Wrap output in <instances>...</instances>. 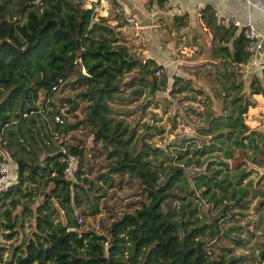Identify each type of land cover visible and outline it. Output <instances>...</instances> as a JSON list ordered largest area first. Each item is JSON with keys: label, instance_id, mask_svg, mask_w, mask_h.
<instances>
[{"label": "trees", "instance_id": "obj_1", "mask_svg": "<svg viewBox=\"0 0 264 264\" xmlns=\"http://www.w3.org/2000/svg\"><path fill=\"white\" fill-rule=\"evenodd\" d=\"M186 16L172 14L167 26L176 30ZM200 16L213 32L209 56L218 63L207 75L219 109L207 97L196 136L163 147L112 115L120 113L112 102L152 96L167 83L163 70L154 75L161 68L154 59H139L125 45L124 17L110 20L83 0H0V163L6 154L15 166V178L0 189L7 240L0 264H264V240L252 233L264 229V129L244 120L252 95L264 103V62L245 91L241 30L217 22L208 4ZM64 87L85 101L74 122L63 121L50 99ZM168 87L205 95L179 76ZM78 125L91 133V146L58 138ZM100 154L90 175L85 156ZM123 185L137 198L116 213L104 205L105 191ZM99 199L109 221L100 230L82 227L78 215L100 213ZM23 217L29 228L18 237Z\"/></svg>", "mask_w": 264, "mask_h": 264}, {"label": "rangeland", "instance_id": "obj_2", "mask_svg": "<svg viewBox=\"0 0 264 264\" xmlns=\"http://www.w3.org/2000/svg\"><path fill=\"white\" fill-rule=\"evenodd\" d=\"M144 4L146 11H153V14H149L150 21H152L149 29L144 30L143 27H134L131 25V21L126 20V24L120 28V34L125 37V45L136 57L139 59L152 58L157 65L161 66L160 69L154 71V75L158 77L161 71H164L167 78L166 88L155 90L152 96L147 92H143L140 95L133 96L134 98L128 103L112 102L113 107L118 108L120 112H113L112 115L116 118L122 117L134 128L137 135L150 132L151 134L145 139L164 147L166 144L179 143L187 137L196 136V127L204 124L202 114L204 104L208 103L207 97L211 98L212 109L214 111L219 109V103L211 90L214 84L207 75L208 71L212 74L215 73L213 67L218 62L209 56L210 45L213 44V32L203 19L199 20V16L194 20L189 19L184 27L175 30L173 27L167 26L168 17L171 14L168 6L156 3L155 6L159 7L157 9L147 0H144ZM97 12L104 16L116 17L117 21L123 17L118 8L115 12L107 10L105 14L104 10L101 11V8ZM134 70L133 68V70L126 73L124 79H128L130 73ZM259 70L260 66L257 68L256 73ZM172 76L188 78L194 87H201L206 96L194 91L170 94L168 86L172 81ZM241 76L244 80L243 89L247 91V81L250 75L243 73ZM69 78H72V76ZM126 91L129 92L130 88ZM73 93L74 90L68 87L57 88L50 97L58 106L63 121L66 122H74L76 119H80L84 112L85 101L75 98ZM59 97H73L74 100L67 103L64 100L59 101ZM252 97L256 102L254 106L248 107L244 120L251 128L264 129L263 100L260 95H252ZM201 137H204V135H199V139ZM58 138H62L66 143L92 145L91 133L82 125L68 130L64 136L59 135ZM0 151H2L1 146ZM4 156L7 158L8 177L12 181L15 178V166L8 155L4 154ZM85 159L93 165V173L90 175H94L97 171V164L103 161V154L95 157L86 155ZM72 161L75 162L73 157ZM186 169L194 171L196 168L188 166ZM110 189L105 191L104 205L111 207L116 213L134 207L137 195L134 194L132 187L123 185L120 188H114V193ZM98 201L101 209L103 208L100 213L78 215V221L82 227L100 230L101 223L109 221L108 212L101 204L102 200L99 199ZM28 223V219L23 217L21 227L18 228V237L28 231ZM252 233L258 239L264 240V229L260 232V230L253 228ZM0 242L7 243V240L0 236ZM2 255L5 256V252Z\"/></svg>", "mask_w": 264, "mask_h": 264}, {"label": "crops", "instance_id": "obj_3", "mask_svg": "<svg viewBox=\"0 0 264 264\" xmlns=\"http://www.w3.org/2000/svg\"><path fill=\"white\" fill-rule=\"evenodd\" d=\"M83 2L86 6L92 5L96 11L101 8V11L104 10V14L107 13V10L115 12L118 8L122 16L131 21L132 26L143 27L144 30L149 29L150 22H152L149 14H153V11L148 12L145 10L144 0H83ZM155 4L156 2L153 0L151 5L155 6ZM162 4L170 8L169 24L174 13L185 12L187 14L185 24L180 27H184L189 19L198 18L197 16H199V20H202L200 9L208 4L217 22L221 21L228 24L230 23L228 19L233 17L240 23L239 27L236 26L238 30L246 24H251L256 31L264 33V0H162L159 5ZM155 7L159 9V7ZM109 17L111 19V15ZM132 21H135V24ZM262 62H264V59L249 56L241 69L244 74L250 75V73L257 71Z\"/></svg>", "mask_w": 264, "mask_h": 264}, {"label": "built area", "instance_id": "obj_4", "mask_svg": "<svg viewBox=\"0 0 264 264\" xmlns=\"http://www.w3.org/2000/svg\"><path fill=\"white\" fill-rule=\"evenodd\" d=\"M228 21L232 23L234 26L240 25L239 21L235 18H229ZM135 24V22H133ZM243 39H244V49L248 52L249 56L257 59H264V33H259L254 29L251 24H246L240 28ZM54 120L60 121L58 115H54ZM3 158H5L4 162L0 163V189H3L10 181L8 177V164L6 163L7 158L3 154ZM73 169V161L72 157L67 162L64 167L65 176H70Z\"/></svg>", "mask_w": 264, "mask_h": 264}]
</instances>
